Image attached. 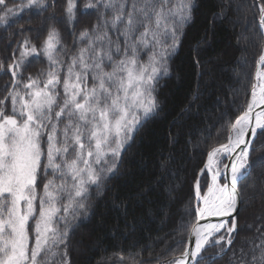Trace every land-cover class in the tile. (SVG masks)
Returning <instances> with one entry per match:
<instances>
[{
    "label": "snow or ice",
    "instance_id": "6c2138e0",
    "mask_svg": "<svg viewBox=\"0 0 264 264\" xmlns=\"http://www.w3.org/2000/svg\"><path fill=\"white\" fill-rule=\"evenodd\" d=\"M50 6V0H0V24L7 28ZM78 8L96 19L74 33L75 51L50 24L39 43L25 37L7 64L11 78L0 96V264H71L70 235L74 222L89 215L92 189L99 193L118 175L135 135L160 107L159 81L192 20L193 0H85L82 6L66 0L73 27ZM258 24L264 34V6ZM41 58L47 68L25 76ZM259 136L264 51L226 142L212 146L194 174L174 254L144 258L143 250L129 248L113 253L116 264H200L207 248L223 244L209 259L222 256L238 230L239 184L250 175ZM250 264H264V243L253 249Z\"/></svg>",
    "mask_w": 264,
    "mask_h": 264
},
{
    "label": "trees",
    "instance_id": "16d2710c",
    "mask_svg": "<svg viewBox=\"0 0 264 264\" xmlns=\"http://www.w3.org/2000/svg\"><path fill=\"white\" fill-rule=\"evenodd\" d=\"M84 2L78 0L81 6ZM50 3L46 11L26 12L7 28L0 24V62L5 66L0 71V96L11 78L7 64L25 37L39 43L37 38L42 39L48 26L55 24L64 43L75 51L74 33L95 22L94 13L81 15L78 8L73 27L65 16L66 0ZM242 6L246 13L237 23ZM262 6L264 0H193L192 20L168 60V74L159 81L160 107L135 135L118 175L99 193L92 189L89 215L74 222L70 235L71 264H116L113 253L123 250L126 254L129 248L143 250L144 258L174 254L180 239L177 226L194 196V174L206 152L226 142L227 127L250 98L264 47L258 24ZM240 35L247 38L246 43L238 42ZM46 68V59L33 60L25 76ZM232 70L240 72L236 78ZM250 162V175L239 184L242 203L233 243L215 259L209 257L223 244L207 248L200 264H250L253 249L264 243V136L255 141ZM254 187L260 189L257 196Z\"/></svg>",
    "mask_w": 264,
    "mask_h": 264
},
{
    "label": "rangeland",
    "instance_id": "374dc122",
    "mask_svg": "<svg viewBox=\"0 0 264 264\" xmlns=\"http://www.w3.org/2000/svg\"><path fill=\"white\" fill-rule=\"evenodd\" d=\"M238 10L240 11V13H239V15H238V18L236 19L237 23H239L240 21H242V19H243V15H244V13H246V12H245V11H246V7H243V6H242V7H239ZM238 42L244 44V43L247 42V38H246L244 35H240L239 38H238ZM232 73H233V75H234L235 78H236L240 72L237 73L235 70H232ZM240 84H241V87H243V85H244V79H241V80H240ZM225 162H226V161H225ZM259 190H260L259 188L254 187L253 195L257 196ZM79 233H80V232H78L77 235H78Z\"/></svg>",
    "mask_w": 264,
    "mask_h": 264
},
{
    "label": "water",
    "instance_id": "95a60500",
    "mask_svg": "<svg viewBox=\"0 0 264 264\" xmlns=\"http://www.w3.org/2000/svg\"><path fill=\"white\" fill-rule=\"evenodd\" d=\"M238 210H239V208H238Z\"/></svg>",
    "mask_w": 264,
    "mask_h": 264
}]
</instances>
